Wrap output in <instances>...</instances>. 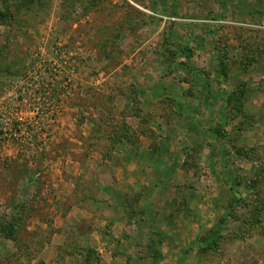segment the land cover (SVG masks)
<instances>
[{
	"label": "rangeland",
	"instance_id": "374dc122",
	"mask_svg": "<svg viewBox=\"0 0 264 264\" xmlns=\"http://www.w3.org/2000/svg\"><path fill=\"white\" fill-rule=\"evenodd\" d=\"M0 17V264H264V0H0ZM136 166L156 176L145 221Z\"/></svg>",
	"mask_w": 264,
	"mask_h": 264
},
{
	"label": "crops",
	"instance_id": "0c3cea01",
	"mask_svg": "<svg viewBox=\"0 0 264 264\" xmlns=\"http://www.w3.org/2000/svg\"><path fill=\"white\" fill-rule=\"evenodd\" d=\"M201 107H203V106H198V109L199 110H202L203 108H201ZM145 142H147V140H143L141 143H144L145 144ZM146 145V144H145ZM141 144L140 145H138V146H136L138 149H137V151L139 152L140 150H141ZM153 146H156V147H163V146H161V144H160V142L158 141L157 142V144H154ZM167 146V145H166ZM132 147V146H131ZM146 147L147 146H145L144 148L146 149ZM140 149V150H139ZM156 149V152L158 153V155H161V154H159V153H162V150H158L157 148H155ZM145 151L143 150L142 152H140V153H144ZM141 154H139V156H140ZM167 155H169V154H167ZM138 156V157H139ZM166 157V156H165ZM158 158H159V156H158ZM166 160H169V158H166ZM136 164H138V163H136ZM162 168L164 169L165 167L164 166H162ZM136 171L134 172H128V175H127V178H126V180L131 184V185H133L139 192L138 193H140V195L136 198V201L132 204V205H134L136 208H135V211L137 212L136 214H138V215H135V217H137V219H138V217H140L142 220H146L147 219V217H148V215H149V213H150V211H153L152 212V214H154L155 213V210H157L158 208H159V206H156V208H154V206L153 205H150V200L147 198V196L149 195L147 192H144V194L142 193L141 194V190H139V188L141 187V188H145V186H148V185H150V182L152 181L151 180V178H153V177H155V179H156V176L155 175H152V174H150L148 177H147V173H149V172H147V170H143V169H141L140 171H137L138 170V168H137V166H136ZM177 171V170H176ZM152 172H156V170H153ZM167 172H169V173H171V174H173V172L172 171H169V170H167ZM133 173H140L139 175H138V177L137 178H133ZM146 175V176H145ZM161 175V174H160ZM159 175V177H158V179L159 178H162V176H160ZM165 177V176H164ZM155 200H153V202H154ZM154 204V203H153ZM192 209H194V207L192 208ZM140 213V214H139ZM130 218H132V216L130 217L129 216V214L127 215V221H126V223H127V227L128 228H132V229H135L136 228V230L138 231V229H141V227H140V223H139V221L138 220H136V221H130ZM217 218H219V216H218V214H217ZM216 218V219H217ZM122 219H123V221L125 222V219H124V217H122ZM134 220L136 219V218H133ZM215 219V220H216ZM194 220V224H193V227L194 228H196L197 226V228H198V230H202V223H197L198 222V219L197 220H195V219H193ZM214 220V222H211V223H209L208 224V227L211 229V228H213L215 225H216V221ZM176 225L175 226H187V224H188V222L187 221H185V219L183 218V217H181V216H178L177 218H176ZM224 221H226L225 220V216H224ZM218 222V221H217ZM123 225V224H122ZM196 225V226H195ZM117 226V225H116ZM192 226V225H191ZM209 229V230H210ZM125 235L127 236V235H129V232H128V229H126L125 230ZM142 236H144V235H142L141 233H136L135 235H133V237L130 239L129 238V242L130 243H132V244H137L138 242H144L145 241V239L142 237ZM196 236V235H195ZM204 237V234H200L199 236H197L198 238H197V240H196V242L195 243H197V245L199 246V249H200V251L202 250V248H203V246H202V244L200 245L199 244V242H201V241H203L204 239H202L201 237ZM117 237V235L114 237V238H116ZM194 237V236H193ZM118 238H122V234L120 235H118ZM196 239V238H195ZM207 241V240H206ZM120 242H122V240L120 241ZM136 254H138V251L137 250H134V253H132V252H130V253H128V254H125V256H127L129 259H136ZM162 256L164 257L165 255L164 254H162ZM130 262V261H129ZM128 261H127V263H129Z\"/></svg>",
	"mask_w": 264,
	"mask_h": 264
},
{
	"label": "trees",
	"instance_id": "16d2710c",
	"mask_svg": "<svg viewBox=\"0 0 264 264\" xmlns=\"http://www.w3.org/2000/svg\"><path fill=\"white\" fill-rule=\"evenodd\" d=\"M24 1H29V0H24ZM4 17H6V14L4 13ZM2 17H0V22H2ZM238 153L240 154L241 153V150H238ZM264 207V206H263ZM213 243H215V241L213 242ZM211 246H213V244L211 243V244H209L208 246H206V248H204V249H202L201 251H207L208 249H209V247H211Z\"/></svg>",
	"mask_w": 264,
	"mask_h": 264
}]
</instances>
